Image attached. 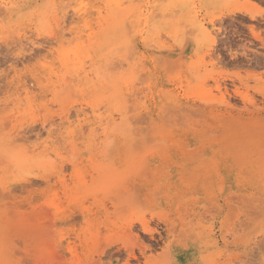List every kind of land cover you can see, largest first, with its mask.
<instances>
[{"label":"rangeland","instance_id":"rangeland-1","mask_svg":"<svg viewBox=\"0 0 264 264\" xmlns=\"http://www.w3.org/2000/svg\"><path fill=\"white\" fill-rule=\"evenodd\" d=\"M263 11L0 0V264H264Z\"/></svg>","mask_w":264,"mask_h":264},{"label":"bare ground","instance_id":"bare-ground-1","mask_svg":"<svg viewBox=\"0 0 264 264\" xmlns=\"http://www.w3.org/2000/svg\"><path fill=\"white\" fill-rule=\"evenodd\" d=\"M249 1V0H248ZM251 2V1H250ZM253 2V1H252ZM253 4H255V3H253ZM255 6V5H254ZM256 6H257V4H256ZM260 6V5H259ZM258 6V7H259ZM260 8H261V6H260ZM253 9V8H252ZM251 9V10H252ZM257 9V8H256ZM256 9H255V7H254V14L253 13H251V12H249L250 14H248V15H250L251 16V18H253V19H255L256 18V14L258 15V13L256 12ZM251 10H249V9H244L243 7H236V8H232V9H230L229 11H228V15H235L236 13H240V12H244V11H246V12H248V11H251ZM264 12V11H263ZM226 15V14H225ZM222 16V15H221ZM227 16V15H226ZM249 17V16H248ZM256 20V19H255ZM254 30V29H253ZM252 33H254V32H252ZM212 35V34H211ZM254 35V34H253ZM258 36V35H257ZM253 37H255V36H253ZM260 36H258V38H259ZM208 38H210V37H208ZM257 37H256V39H258ZM244 56V55H243ZM253 57V56H252ZM256 57V56H255ZM262 57V55L260 56V58ZM264 57V56H263ZM263 57H262V59H263ZM259 59V58H258ZM260 60V59H259ZM258 61V60H257ZM257 61H255V63H253L254 65H256V63H257V67H259L260 65H262L261 63L260 64H258L259 62H257ZM248 62V61H247ZM251 62V61H250ZM261 62V61H260ZM247 66V65H246ZM253 66V65H252ZM251 67V66H250ZM256 67V66H255ZM255 69V68H254ZM262 69V68H261ZM37 71V70H36ZM252 72V71H251ZM255 72V71H254ZM250 74V73H249ZM253 74V73H252ZM256 74H258L257 72H256ZM260 75H261V77H260ZM259 75V77L260 78H262V74H260ZM30 76V75H29ZM248 76H250V75H248ZM258 76V75H257ZM27 77V76H26ZM239 77H241V76H239ZM255 77V76H254ZM259 77H257V80L258 79H260ZM14 78V77H13ZM24 78V77H23ZM242 78H244V77H242ZM256 78V77H255ZM28 79V78H27ZM240 79V81H243V79H241V78H239ZM246 79V81H247V78H245ZM252 79H254V78H252ZM26 80V79H25ZM30 80V79H29ZM235 80V79H234ZM248 80H249V78H248ZM23 81V80H22ZM246 81H244V82H246ZM24 82V81H23ZM35 82V81H34ZM25 83V82H24ZM32 83V82H31ZM222 83V82H221ZM1 84V83H0ZM12 84H14V83H12ZM29 84V83H28ZM34 84V83H33ZM257 84H258V82H257ZM22 85V84H21ZM215 86V85H214ZM213 86V87H214ZM23 86H21V88H22ZM26 87V86H25ZM217 87H218V89L220 88V85L219 84H217ZM217 87L215 86L214 88L215 89H217ZM245 87H246V83H245ZM1 88V87H0ZM11 88V87H10ZM24 88V87H23ZM33 88V87H32ZM248 88H249V86H248ZM20 89V88H19ZM223 89V88H222ZM253 89H255L256 90V88H253ZM10 90V89H9ZM21 90V89H20ZM13 91V90H12ZM219 91V90H218ZM247 91V90H246ZM235 93H236V91H235ZM237 93H238V91H237ZM226 94H228V93H226ZM240 94H242V93H240ZM244 94V93H243ZM247 95H248V93H246ZM230 95V94H229ZM228 95V96H229ZM264 95V94H263ZM240 96V95H239ZM244 96H246V95H244ZM251 97V96H250ZM250 97H247V98H245V100L247 99L248 100V98H250ZM18 98V97H17ZM55 98V97H54ZM231 98V97H230ZM28 99V98H27ZM221 99H222V97H221ZM242 99H244V97L242 98ZM20 100H22V99H20ZM245 100H243V101H245ZM249 100H252V99H249ZM252 101H254V100H252ZM251 101V102H252ZM21 102H23V101H21ZM26 102V101H25ZM246 102H248V101H246ZM249 103V102H248ZM253 103V102H252ZM251 103V104H252ZM253 105V104H252ZM256 107V106H255ZM254 107V108H255ZM258 107V106H257ZM253 109V108H252ZM245 110V109H244ZM208 114H210V113H208ZM212 115V114H211ZM228 116V115H227ZM231 116V115H230ZM224 119V118H223ZM210 121V120H209ZM227 121V120H226ZM229 123V122H228ZM242 124V123H241ZM24 125V124H23ZM23 129V128H22ZM18 133V132H17ZM20 133V132H19ZM207 133V132H206ZM205 133V134H206ZM210 133V132H209ZM259 133H260V131H259ZM15 134V133H14ZM196 134H197V132H196ZM20 135V134H19ZM203 135V134H202ZM214 136V135H213ZM10 137V136H9ZM21 137V136H20ZM12 138H14V137H12ZM208 138V137H207ZM20 139V138H19ZM13 140V139H12ZM16 140V139H15ZM4 146V145H3ZM188 145H186V147H187ZM223 147H225V146H223ZM186 149V148H185ZM184 150V149H183ZM182 150V151H183ZM187 150V149H186ZM224 151V150H223ZM249 151V150H248ZM190 152V151H189ZM191 153V152H190ZM205 156H208V155H205ZM197 157V156H196ZM234 158V157H233ZM236 158V157H235ZM238 159V158H237ZM201 160H203V159H201ZM203 163H205L206 165L207 164H209L210 162H208V160L205 162V160L204 161H202ZM244 162H245V160H244ZM202 163V164H203ZM208 166V165H207ZM167 167V166H166ZM238 167V166H237ZM198 168V167H197ZM163 171V170H162ZM244 172V171H243ZM243 172L242 173H240V174H243ZM43 181V180H42ZM66 188H67V186H66ZM238 199H241V198H237V200ZM240 201V200H239ZM142 226H143V230L144 231H149V226H148V224H146V223H143L142 224ZM147 231V232H148ZM151 232V231H150ZM237 241V240H236ZM238 249V248H237ZM132 250V249H131ZM129 251V250H128ZM130 252V251H129ZM223 253V252H222ZM130 254V257H135L136 255H134V253L133 252H130L129 253ZM240 256H241V254H240ZM245 256V255H244ZM243 258V257H242ZM135 259V258H134ZM244 263V262H243ZM228 264V263H227Z\"/></svg>","mask_w":264,"mask_h":264}]
</instances>
